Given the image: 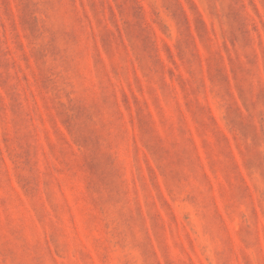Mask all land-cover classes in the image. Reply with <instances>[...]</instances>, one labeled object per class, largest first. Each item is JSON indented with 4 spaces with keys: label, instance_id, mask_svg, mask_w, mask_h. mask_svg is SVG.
<instances>
[{
    "label": "rangeland",
    "instance_id": "1",
    "mask_svg": "<svg viewBox=\"0 0 264 264\" xmlns=\"http://www.w3.org/2000/svg\"><path fill=\"white\" fill-rule=\"evenodd\" d=\"M0 264H264V0H0Z\"/></svg>",
    "mask_w": 264,
    "mask_h": 264
}]
</instances>
